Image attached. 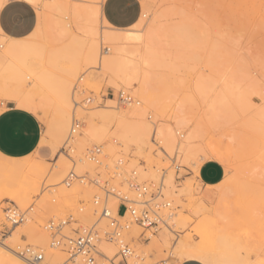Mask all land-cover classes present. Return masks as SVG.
Instances as JSON below:
<instances>
[{"label": "rangeland", "instance_id": "1", "mask_svg": "<svg viewBox=\"0 0 264 264\" xmlns=\"http://www.w3.org/2000/svg\"><path fill=\"white\" fill-rule=\"evenodd\" d=\"M8 1L28 7L33 14V24L36 25L39 7L23 0H4V5ZM42 1L41 3L51 0ZM185 1L187 3H183ZM185 1L141 0L142 12L139 18L143 22L139 26L128 28L143 34L149 24L160 14L167 12L172 14L168 20H163L168 31L177 35L182 31L186 32H182V36H175L177 41L173 46L180 48L173 47L175 54L161 59L160 68L157 66L154 69L156 75L150 86L142 83L143 66L139 76L126 84L114 76L102 73L98 62L85 63L83 56L79 57V50H75L81 48L79 43L84 32L74 22L71 23L73 28L70 27L65 43L57 44L62 38L53 42L46 35L42 37L49 39L45 41L48 46L42 47L45 52L41 50L45 43L39 39L35 45L40 46L37 47L39 53L36 50L35 53L23 56V73L18 77L19 82L15 80L4 83L3 65L7 63L1 64L3 67L0 65V113L7 106L23 105L27 111L37 116L42 125L41 138L46 141L27 157L13 158L0 153V186L3 191L26 192V200L22 204L9 197H0V230L6 225V208L15 207L20 211H27L26 222L10 231L5 229V235H0V242L5 243V247L17 258L19 257L11 249L31 245L44 251L43 264H62L68 257L66 247H49L50 237L44 228L46 222L54 216L62 217L72 212L81 225L91 224L95 219L91 201L95 194H101L94 185L79 182L69 186L64 184V178L73 167L71 160L75 161L74 171L77 174L86 171L99 173L102 181L107 180L112 185L120 186L122 178H115L112 174L113 167L120 158L124 162L121 166L124 176L136 170L140 181H158L163 175L164 193L178 206L174 225L170 229L149 235V242H132L135 257L130 259L129 264H134L137 260L134 258L137 257H142L145 264H154L168 255L171 256L170 264H179L185 260H197L203 264H264V75L260 67L264 64V0ZM69 4L88 7L92 6V1L69 0ZM192 18L197 19L200 24L197 22L196 25ZM184 22L188 28L183 25ZM198 25L203 26L198 27L201 28L200 31L196 27ZM99 28L113 31L117 29L107 27L102 22H99ZM192 28L194 32L196 30L194 35ZM202 29L207 31L205 35ZM180 37L189 40L195 51L189 47V42L186 47V40L181 47L178 42L181 43L184 39L182 41ZM207 37L210 38L209 43ZM214 37L215 43L212 41ZM197 38H201L199 43L196 42ZM40 41L42 45L39 44ZM6 42V39L1 38L0 46H5ZM66 42L71 43L70 46ZM195 42L200 44V49L196 48L199 45ZM52 45L54 49L61 46V55L49 54ZM106 45L99 43L98 58L110 52ZM4 46L0 48V52ZM49 46L51 48L46 49ZM179 50L186 52L178 54ZM243 72L251 75L252 81L239 86L233 91L234 94L229 95L228 101L224 102L223 119L218 124H213L206 117L207 105L215 94H226V81ZM68 82L71 83L68 89L69 107L65 114L62 95ZM119 90L130 93L137 101L133 107L145 111V115H140L139 112L132 113L130 109L126 114L129 122H141L150 128L151 134L145 142L135 144L133 137L120 132L117 118L113 114L105 116L99 111L101 107H105L118 115L124 114L125 103L117 98ZM87 96L94 98L92 105L74 106V101L79 102ZM179 105L182 106L180 112L177 110ZM73 112L75 117L82 120L83 126L75 139L70 141L71 149L69 156H66L62 153V146L68 138ZM64 119L68 120L67 133L60 140H55L50 129ZM178 119H181L179 124ZM159 124L171 131V142L156 133L155 128ZM153 133H156L165 153L151 144ZM94 145L102 147V165L85 157L86 149ZM195 147L200 148V151L190 155L189 149ZM174 154H177V163L181 165L178 172L171 166L170 159ZM209 160L221 163L225 169L224 179L214 185H204L198 178L199 168ZM61 164L67 170L61 169V175L54 176L53 171ZM33 166L43 168L37 188L22 183L23 177L29 174ZM65 186L67 189H63ZM112 203L115 204L116 201ZM80 206H84L82 211L78 210ZM14 230L19 232L18 241L8 239ZM140 232L141 229L134 225L129 235L136 237ZM64 234L73 235L69 229ZM164 236L166 240L163 239ZM100 249L104 252L101 246ZM56 250L64 253L60 259L53 261L52 254ZM112 255L114 254L107 256ZM21 260L22 264H29Z\"/></svg>", "mask_w": 264, "mask_h": 264}, {"label": "bare ground", "instance_id": "2", "mask_svg": "<svg viewBox=\"0 0 264 264\" xmlns=\"http://www.w3.org/2000/svg\"><path fill=\"white\" fill-rule=\"evenodd\" d=\"M23 1L30 4V5L39 7V10L37 11V14H36L37 15V21H36V25L32 29V31L29 34H27L25 36H21V37L10 36V35L6 34L0 27V37L2 39L7 40L5 46L4 45L0 46V48L4 46L3 51L0 52V65L3 63H7V65L5 64L6 66L3 65L5 67L4 71H3V77H2L4 80V83L9 82V81L12 82L15 80H16V82H19L18 77L23 73L21 70V65L23 63L22 62L23 56L26 55L27 53H33V52L35 53L37 51H38L37 52V54H38L39 48L37 50V47H40V46H38V44H37V47H35V45L37 42H39L38 41L39 39L40 40L42 39L43 36L49 35L50 39H52L53 42L55 40H58V39L61 40V38H62V40H63V41L61 40L62 42L61 41H58V42L55 41V42H57V44L61 43V45L63 42L65 43V41H64L65 37L68 34H70V30H71L70 27L73 28V26H71L72 22H74L75 24H78L77 27L80 26L79 28H81L82 31L84 32V35H82L83 37L80 38V43H79V45H81V48L80 49L74 48L77 52L79 50V53H78V54H80L79 57L82 55L83 59H84L83 61H85V63H87V64H96L98 62L99 68H100L102 73L109 74L110 76H114L115 78L122 80L126 84H130V81L134 80L135 78H137L139 76V72L143 66L142 83L144 85L150 86L153 82L152 81L153 78L156 75L154 72V69H156L157 66H159L161 59L163 60L165 58H169L171 54H172V56L175 54V51H174L175 49L173 50V47H174L173 45L177 41V40L175 41V39H176L175 36L177 34L173 33V32L170 33L168 31L169 29H167L168 27H166L167 24L163 23L164 22L163 20H168L170 18V16H172V14H170V13L165 12V13L160 14L154 22H152L151 24H149L147 26V28L143 34H139L138 32L133 31V30H129L128 28L139 26L143 22L142 18H139L136 23H134L132 26H130L128 28H124V29H118L117 28L114 31L109 30V29H100L99 28V22L106 24L107 27L111 26V24H109V22L102 15L101 5H102V2L104 0H91L92 6H88V7L87 6L86 7L85 6L84 7L83 6L78 7V4L70 5L69 0H51L50 2H44V3H41V2H43L42 0H23ZM183 3H187V2L185 1ZM198 3H200V2H198ZM3 5H4V0H0V11L3 8ZM188 5H190V4L188 3ZM212 11L216 12L214 10H212ZM209 12H211V11L209 10ZM223 15H225V14H223ZM144 16H146V13H144ZM191 17H193V16H190V18ZM188 18L189 17H186V19H188ZM197 18H199V17H197ZM215 18H217V17H215ZM182 19H184V21H185V18L182 17ZM194 19L192 18V20H194ZM196 20H194V22H196L195 24L197 25V22L199 23V21H196ZM186 22L189 24V21L186 20ZM186 22H184L183 25H186L185 24ZM200 22H202V21L200 20ZM182 23H183V21H182ZM190 25H192V24H190ZM199 26L200 25H198L196 27L198 28ZM187 28H188V26H187ZM193 28H194V26H193ZM193 28H192V30H193ZM202 28H203V26H202ZM204 28H206V27H204ZM208 28H206V29H208ZM199 29H201V28H198V30ZM178 30H177V32H178ZM181 31L182 30H180V32ZM205 31L203 30L204 35L207 32V31L206 32ZM214 31L215 30L212 31V34L214 33ZM218 31H220V30H218ZM182 32H181V34H182ZM188 32L190 33L191 31H188ZM195 32H196V30H195ZM195 32L193 30L192 34ZM183 33L186 34V32H183ZM189 33H187V34L189 35ZM217 33H219V32H217ZM72 34L73 33H71V35ZM181 34L177 35V37L180 36ZM77 36H78V34H77ZM77 36H76V38H77ZM197 36H199V35H197ZM209 36H210V34H209ZM213 36H214V34H213ZM185 37H187V35H185ZM67 38H68V40H70L69 37H67ZM67 38H66V41H67ZM72 38H73V40H75V36L72 35ZM180 38H182L181 40L183 41L184 38L183 37H180ZM195 38H196V35H195ZM201 38L199 40H201ZM207 38H208L207 40L209 43L210 38L209 37H207ZM215 38L216 37L212 38V41ZM43 39H42L43 43H45V41L49 40L47 37L44 39V41H43ZM188 39L190 40V35H189ZM185 40L186 39H184V41L181 43L178 42L179 45L181 46V44L183 45V43H186L187 40L186 41ZM189 40L187 41V44H185L186 47H188ZM191 40H194V39H191ZM199 40L197 38V41L196 40L195 41L199 43ZM3 41H1V42H3ZM101 42L107 44L106 49H107V51H110V52H108L106 55H103V56L100 55V57L98 58V56H99V43H101ZM213 42L215 43V41H213ZM43 43H41V41H40L39 44L42 45ZM67 43L68 42H66V44ZM195 43H193V44H195ZM200 43H202V41ZM57 44H55V45H57ZM68 44H67V46H70L71 43L69 45ZM74 44H75V42H74ZM130 44H134L135 46H130ZM190 44L192 45L191 42H189V45ZM45 45L48 46L47 43H45L43 46H41L42 51L44 50V49H42V47L43 48L46 47ZM76 45H77V42H76ZM191 45L189 47H191ZM197 46L198 47H196V48L200 49V44H197ZM210 46H212V45H210ZM51 47H53V45ZM51 47L49 46L46 49L51 48ZM59 47L61 48L60 45H59ZM176 47H174V48H176ZM55 48H56V46H55ZM60 48L54 49V47H53L51 49V51L50 52L48 51V52L51 55H57L58 56V54L61 50ZM177 48L179 49L180 47L178 46ZM191 48H192V50H194L193 46ZM184 49H185V46H184ZM184 49L182 48L181 50L184 51ZM199 49H197V50H199ZM41 50H40V52H41ZM181 50L178 51V54L179 53L185 54L186 51L183 53V52H181ZM65 51H67V53H69L68 50H64V52ZM262 51H264V50L262 49ZM43 52H45V51H43ZM59 55H61V54H59ZM82 56H81V58H82ZM263 57L264 56H262V59H263ZM262 61H264V60H262ZM259 63H261V62H259ZM261 65H263L260 67L262 68L263 75H264V64H261ZM164 67H165V65H164ZM159 68H160V66H159ZM1 71H2V69H1ZM91 81H92V79H91ZM251 81H252V76L245 73V72H243L242 74H239L235 77H232L230 80L226 81V83H225L226 94H224V93H220L218 95L215 94V96L212 98L211 102H209V104L207 105V111H206L207 119L212 120L211 122L213 124H218L224 117L223 106H224V102L228 101L229 95L234 94L233 91L235 89H237L239 86H241L245 83H249ZM70 84H71L70 82L67 83L66 91L62 95V101L64 103L63 113H65V114L68 113V107H69L68 89L70 87ZM76 102H78V101H76ZM135 102H137V101L133 99L132 102L125 103V106L123 108L124 114H122V115H118V113L111 112L112 110H108L105 107H101L99 109V111L102 114H104L105 116H109L110 114H113L115 116V118H117V124L121 129L120 132L123 135H129V136L133 137L134 138L133 141L135 142V144H138V143L145 142L149 138V135L151 134V132H150V128L147 125H145L144 123L129 122L128 121L126 114L128 113V111L130 109H132V113H135V112L138 113L139 112L138 114L145 115V111L143 109H138L137 107H133V104ZM74 106L78 107L75 102H74ZM79 106H82V105H79ZM15 107L27 111V109L23 105H18ZM84 107H86V106H84ZM177 110L180 112L182 110V106L179 105L177 107ZM74 114H75V112H73V115ZM180 121H181V119H178L177 124H179ZM85 125H86V123H85ZM82 126H83V123H81L80 129L82 128ZM67 129H68V120L64 119L63 122H61L60 124H58L55 127L50 129L51 130L50 134H52L53 139L60 140L67 133ZM88 130L89 131L91 130L90 127H88ZM155 131L157 134H160L163 137H165V139H167L169 142L172 141L173 135H172L171 131L169 129H167V127H165L163 124L157 125L155 128ZM90 132H93V131H90ZM44 141L45 140H43L41 138L40 143H44ZM199 151H200V148L195 147L193 149H189L188 153L190 155H194V154H197V152H199ZM101 153L103 154V151ZM176 161H177V156H176ZM63 164L65 165V162ZM63 164H61V166ZM61 166L57 165L56 170L53 171L54 176H58L59 174L61 175V169L64 171L67 170L64 166H62V167ZM63 167H64V169H63ZM64 171H63V173H64ZM42 172H43V168L41 166L31 167L29 174H27L23 177L22 183L26 186L37 188L38 181H39V178H41ZM115 178H119V177L116 176ZM163 180H164V178H163ZM115 186H117V185H115ZM63 189H67V187L65 186ZM87 189H89V188H87ZM2 196L9 197L12 201H15L16 203H21V204L24 203L26 200V192L25 191H21V192L3 191L2 187L0 186V197H2ZM113 201H115V200L111 201V199H110V205L109 206L112 208L113 212L115 213L117 202L115 203L116 204L115 205L114 203H112ZM27 219L28 218L26 217V220ZM174 219L175 218L172 219L170 227L172 225H174ZM168 229H170V228H168ZM162 230H160V231H162ZM8 239H10L11 241H18L19 240V232L17 230H14L12 233L9 234ZM163 239L166 240V237L164 236ZM101 247L103 248L104 252L107 255L115 254V247H112L111 244L103 243V244H101ZM52 250H54V249H52ZM50 251H51V249H50ZM187 251L188 250H186V252ZM6 253H9V255H11V256L6 255ZM63 253H64L63 251H57V250H56V252H53V254H52L53 261L60 259L63 256ZM48 257H49L48 254H46V258H48ZM136 259L137 258H134V260H136ZM20 260L14 254H12L11 251H9L8 247H5V243L0 242V264H22V262H20ZM21 261H23V260H21ZM78 263H83V262L80 259H77L76 264H78ZM134 263H136V261H134Z\"/></svg>", "mask_w": 264, "mask_h": 264}, {"label": "built area", "instance_id": "3", "mask_svg": "<svg viewBox=\"0 0 264 264\" xmlns=\"http://www.w3.org/2000/svg\"><path fill=\"white\" fill-rule=\"evenodd\" d=\"M117 98L118 101L124 103L133 101L131 94L124 90L118 91ZM74 102L77 106H90L95 101L92 96H87L79 102ZM81 121L75 116L72 117L68 138L62 146V153L66 156H69L70 141L78 133ZM178 135L182 136L180 133ZM151 144L165 153L155 133L152 134ZM101 150L102 147L97 145L86 149V159L102 165ZM176 156V154L173 155L170 161L172 168L178 172L181 165L177 163ZM71 161L73 167L64 178V184L69 186L74 182H79L94 185L101 191V194H95L92 198L91 206L95 219L91 224L81 225L78 217L72 212H68L62 217L54 216L46 222L44 228L50 237L49 247L54 249L66 247L65 251L68 257L62 264H76L77 259H80L83 264H129V260L135 257L131 245L133 241L149 242L151 235H155L162 229L170 228L172 219L176 217L178 206H175L174 202L164 193L163 175L158 181H140L136 170H132L124 176L121 167L123 160L119 159L113 167L112 174L113 177L122 178V181L120 186H115L107 180L102 181L99 173L92 174L86 171L83 174H77L74 171L75 161ZM110 198L117 202L115 213L109 206ZM83 209L84 206L78 208L79 211ZM4 213L6 225L3 230H0L1 236L26 221L27 211L9 207L5 209ZM134 225L141 229L136 237L129 235ZM66 229H69L73 235H65ZM103 243H109L115 247V254L107 256L100 249ZM11 250L29 264L44 263V251L41 248L24 245ZM170 258L171 256L168 255L154 264H170ZM134 264L145 263L142 257H137Z\"/></svg>", "mask_w": 264, "mask_h": 264}, {"label": "crops", "instance_id": "4", "mask_svg": "<svg viewBox=\"0 0 264 264\" xmlns=\"http://www.w3.org/2000/svg\"><path fill=\"white\" fill-rule=\"evenodd\" d=\"M6 2V1H5ZM102 15L112 27L124 29L137 22L142 12L141 0H104ZM33 14L24 4L8 1L0 11V27L13 37L25 36L32 31ZM42 125L33 113L7 106L0 113V153L23 158L33 154L41 145ZM225 177L223 165L215 160L205 161L199 168V180L214 185ZM179 264H203L185 260Z\"/></svg>", "mask_w": 264, "mask_h": 264}]
</instances>
